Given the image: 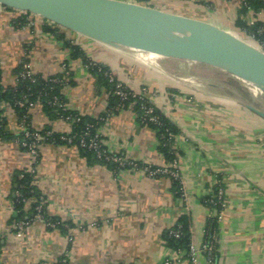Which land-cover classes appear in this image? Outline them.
<instances>
[{"label":"crops","instance_id":"1","mask_svg":"<svg viewBox=\"0 0 264 264\" xmlns=\"http://www.w3.org/2000/svg\"><path fill=\"white\" fill-rule=\"evenodd\" d=\"M136 1V0H135ZM243 0H146L141 4L208 22L236 37L249 35L238 21L264 22V9L240 13ZM140 3V2H139ZM162 5V7L160 6ZM167 8H165V7ZM24 15L26 22L16 24ZM38 15L0 4V83H17L16 68L26 61L38 75H69L60 94L69 111L99 120L97 132L108 151L138 163L117 167L87 158L74 145L42 142L33 157L19 143L16 110L2 103L0 136V264H205L191 262L186 251L167 246L162 237L188 213L191 242L200 246L212 222L216 264H264V92L253 86H216L208 78L192 83L114 47L56 25ZM45 27L58 30H45ZM77 46L80 54H73ZM85 60L107 68L134 91L147 90L151 103L172 123L178 155L175 168L181 193L168 174L152 176L144 166L164 168L169 161L154 129L138 121L133 105L109 109V92ZM233 80H239L233 75ZM244 81H240L241 84ZM248 88V87H247ZM250 88V87H249ZM248 88V89H249ZM260 96V97H259ZM34 128L67 132L68 119L49 116L39 104L29 109ZM33 170L42 206L60 226L32 214L34 200L14 208L15 176ZM223 189L222 208L203 202L216 185Z\"/></svg>","mask_w":264,"mask_h":264},{"label":"water","instance_id":"2","mask_svg":"<svg viewBox=\"0 0 264 264\" xmlns=\"http://www.w3.org/2000/svg\"><path fill=\"white\" fill-rule=\"evenodd\" d=\"M114 47L214 65L264 92V51L208 22L130 0H0ZM195 48L193 54L184 50ZM248 107L264 117V112Z\"/></svg>","mask_w":264,"mask_h":264},{"label":"trees","instance_id":"3","mask_svg":"<svg viewBox=\"0 0 264 264\" xmlns=\"http://www.w3.org/2000/svg\"><path fill=\"white\" fill-rule=\"evenodd\" d=\"M137 2L142 3L146 0H136ZM248 8L259 10L264 9V0H243L242 5L240 8V13H245ZM16 24L22 25L26 22V18L24 15H21L16 19ZM238 24L244 28V30L247 32L248 35H254L255 38L259 40H264V22H255L251 25H246L245 23L238 21ZM56 26V25H55ZM45 30H58L57 27L55 28H49L45 27ZM73 54L79 55V49L77 46H73ZM91 61L85 60L86 64H89ZM22 69V62L18 65L16 68V75L21 71ZM89 70L94 74L99 83H102L106 86L108 92H109V109H116L117 106H122V108L133 105L135 111L138 115V121L146 126H149L150 128L154 129L157 133V136L159 138V148L165 155L166 159L171 162L173 159L178 158L177 153H172L170 149V144L166 141V134L167 131L175 134L176 129L172 125V123L160 112L157 108L154 107V112L158 116L160 124H153L151 122L141 121V110L139 107L140 101L137 98L128 97L127 99L120 100L119 96H117L114 91V83L109 81L108 77L104 75V71L108 70L107 68L98 65V64H90ZM63 74H54L50 76H42L36 74L34 76V80L32 81L29 78H21L17 77V83L13 86H2L0 83V136L4 135V122H3V116H2V103H8L11 105L17 112L19 121H21L25 117V127L29 128L31 130L32 126L29 120V109L27 107V104L29 102H36V104H39L42 109L52 117H79L78 121L71 123V131L72 134L75 135V138L73 140V143L70 145H74L82 151L87 158H92L96 160H100L104 162L105 164H110L119 167L116 163L105 161L102 158H98L96 156V153L94 150L89 149L87 147H81L78 145V138L82 135L83 132H85L86 129H89L90 133L93 134L97 131V126L99 120L88 118L86 116H82L76 112L69 111L67 109L62 110L57 108L54 105H51L50 101L51 99L56 96L58 99L63 100L61 94H60V88L64 84L65 81L62 80ZM57 81H54V80ZM21 102L22 106L19 105ZM70 121V119H68ZM88 125H91L89 127ZM44 130H49V128H42L41 132L44 133ZM19 138H23L22 131L19 134ZM29 141V139H27ZM100 141V138H99ZM45 142L53 143V144H65L64 141L60 139L59 133H53V135L50 136V139H47ZM103 147V145L101 144ZM24 148V147H23ZM104 148V147H103ZM26 150V148H24ZM16 183V191L17 196L14 198V208L19 211V215L22 214V210L24 207V201L27 199L34 200L31 205V210L33 216H35L36 207L38 205H41L40 214L42 217L50 223H55V225L60 226V222L58 219L54 217H49L41 203V197L39 191L36 189L35 185H33V174L31 172L21 170L19 171L15 178ZM173 184L175 185L176 189L178 188L177 182L173 181ZM221 185V184H220ZM219 185H216L214 189V193L217 192ZM179 189V188H178ZM213 193V194H214ZM212 195L206 196L203 199V202L208 207H213L214 209L218 210L219 205H211L209 203V199L212 198ZM208 227H212V222L208 224ZM170 230H178L179 236L175 237L172 234H170ZM165 244L174 250H183L187 251L189 244L191 243V220L188 213H185L179 217L176 224L164 231L162 235Z\"/></svg>","mask_w":264,"mask_h":264},{"label":"built area","instance_id":"4","mask_svg":"<svg viewBox=\"0 0 264 264\" xmlns=\"http://www.w3.org/2000/svg\"><path fill=\"white\" fill-rule=\"evenodd\" d=\"M135 1V0H130ZM137 2V1H135ZM139 3V2H138ZM25 24V23H24ZM22 24V25H24ZM27 25H30L31 22L27 21ZM25 24V25H26ZM251 39H254L259 44V49L264 51V40H259L254 37V35L249 36ZM90 64H95L93 62H90L89 64H86V67L89 68ZM63 76L62 80L65 81L66 77L70 74L69 70L66 65L63 64L62 67ZM36 74L33 73L29 65L26 61L22 62V69L21 71L16 75L17 77L21 78H29L32 81L34 80V76ZM104 75L108 77L109 81L114 83V93L119 96L120 100L127 99L129 96L133 98H137L140 101L139 107L141 110V121L145 122H151L153 124H160L158 116L154 112V105L151 103L149 96L147 94V90L145 88H141L139 91H134L127 87L125 84H123L120 81H117L112 73L109 70L104 71ZM54 81H57L56 79ZM51 105L56 106L59 109L65 110L66 104L62 100L58 99V97L54 96L51 101ZM36 102H29L27 104L28 109L35 106ZM20 106H22L21 102L19 103ZM122 106H117L116 109H121ZM66 119H70V123L78 121L79 117H66ZM19 125L21 127V131L23 134V138L19 139V143L22 147L26 148L28 153L35 159V157L38 155V146L42 142H45L47 139H50V136L53 135V133H59L60 139L65 142L66 145H70L73 143V140L75 138V135L72 134L71 128L67 132H55L51 129L44 130V133L41 132L42 129L31 127L32 129L29 130V128L25 127V117L19 121ZM91 127V125H88ZM173 138L174 134L167 131L166 134V141L170 144V149L172 153H176V149L173 144ZM29 139V141L27 140ZM78 145L81 147H87L89 149H92L95 151L96 156L98 158H102L105 161L116 163L119 167H136L137 164L133 160L126 159L125 157H122L118 154L112 153L108 151L106 148H103L101 146V142L99 141V134L98 132H94L93 134L90 133L89 129H86L85 132L82 133V135L78 138ZM177 158L173 159L169 163L168 167L164 168H157V167H150V166H144L143 169L148 174L152 176H156L159 174H168L171 179L175 182H177L179 186V191H181L182 186V178L179 174V171L175 168L177 165ZM33 173V170L30 171ZM182 195V193H181ZM212 198L209 199V203L211 205H219V209L223 207V189L221 185L219 184V187L217 189V192L212 194ZM211 208V207H209ZM41 205H38L36 207V214L35 217L38 219H43L42 215L40 214ZM49 226H54L55 223L47 222ZM170 234H172L175 237L179 236L178 230H170ZM186 255L188 259L193 263L196 261L198 256H203L205 259V264H216V256H217V249H216V237L214 233L213 227H207L205 230V236L202 244L200 246L195 245L194 243H190L188 246V249L186 251ZM57 264H66V259H60ZM163 264H169V260H165Z\"/></svg>","mask_w":264,"mask_h":264},{"label":"rangeland","instance_id":"5","mask_svg":"<svg viewBox=\"0 0 264 264\" xmlns=\"http://www.w3.org/2000/svg\"><path fill=\"white\" fill-rule=\"evenodd\" d=\"M160 6L162 7V5H160ZM165 8H167V7H165ZM249 36H251V35H249ZM245 41H247L251 45L259 48V44L256 40L249 38ZM138 58H141L144 61L147 60L145 57H141V56ZM165 59H167V61H168L169 68L167 70L169 71V73H172L178 77H181V79L183 81H187L185 76L188 73H191V86H194V84H192V83L199 81L198 80L199 78L205 77V78L210 79V81L213 82V84L216 86H219V85L221 86V85L226 84L229 87L242 88L244 90L243 93H244V96L246 98H248V96H249V91H253V86L247 84L246 82H242L244 84H241L240 83V81H242L241 79H239L238 81L233 80V78H231L232 76H229V75H231L230 73H228V72H226L220 68H217L214 65H210L207 63H203V62L189 61V60H185V59H177V58L165 57ZM148 61H149L148 63H150V60H148ZM61 72L63 74V71H61ZM247 87L248 88L250 87V88L248 89ZM135 163L137 164L136 167H138L139 166L138 163L137 162H135Z\"/></svg>","mask_w":264,"mask_h":264},{"label":"bare ground","instance_id":"6","mask_svg":"<svg viewBox=\"0 0 264 264\" xmlns=\"http://www.w3.org/2000/svg\"><path fill=\"white\" fill-rule=\"evenodd\" d=\"M196 51H200L198 49L195 48H190V49H186L184 50V53H188V54H193ZM133 54L138 57H145L147 60V62H149L148 60H150V63L157 65L158 67H160L161 69H163L162 63H161V59H163L164 57L159 55V54H155L149 51H144V50H140V49H135L133 50Z\"/></svg>","mask_w":264,"mask_h":264}]
</instances>
